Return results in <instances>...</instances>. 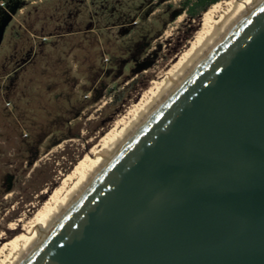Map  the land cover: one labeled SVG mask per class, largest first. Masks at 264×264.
Segmentation results:
<instances>
[{"label":"water","instance_id":"1","mask_svg":"<svg viewBox=\"0 0 264 264\" xmlns=\"http://www.w3.org/2000/svg\"><path fill=\"white\" fill-rule=\"evenodd\" d=\"M19 264H264V0L178 81Z\"/></svg>","mask_w":264,"mask_h":264},{"label":"rangeland","instance_id":"2","mask_svg":"<svg viewBox=\"0 0 264 264\" xmlns=\"http://www.w3.org/2000/svg\"><path fill=\"white\" fill-rule=\"evenodd\" d=\"M180 4L0 0V236H16L22 223L18 230L9 224L36 211L144 90L161 83L176 67L201 22L185 13L172 19ZM143 36L150 44L137 50L135 42ZM132 53L148 67L128 85L134 65L120 60ZM110 54L118 73L115 77L111 71L108 78L104 74ZM95 90L99 100L66 125L73 106L75 111L89 102ZM118 91L123 92L112 105V94ZM78 128V138L61 140ZM52 138L59 143L46 149ZM32 154L37 160L30 166ZM6 175L13 176L12 187L2 192Z\"/></svg>","mask_w":264,"mask_h":264},{"label":"bare ground","instance_id":"3","mask_svg":"<svg viewBox=\"0 0 264 264\" xmlns=\"http://www.w3.org/2000/svg\"><path fill=\"white\" fill-rule=\"evenodd\" d=\"M256 1L258 0H219L202 13L200 27L191 41V46L187 52L181 54L176 67L165 74L161 83H155L158 85L153 84L144 90L139 100L100 136L36 211L27 218L23 215L9 224L11 230H18L19 223H22V227L12 238L5 239L0 236L4 240L0 244V264H19L41 241L54 218L66 210L105 162L137 130L146 116Z\"/></svg>","mask_w":264,"mask_h":264},{"label":"trees","instance_id":"4","mask_svg":"<svg viewBox=\"0 0 264 264\" xmlns=\"http://www.w3.org/2000/svg\"><path fill=\"white\" fill-rule=\"evenodd\" d=\"M218 1L219 0H181L180 8L177 10V12H175V14H173L172 19H175L178 15H180L182 13H185L190 20H194L195 22H199L200 19H201L202 13L204 11H206L209 8V6H211L212 4H214V3L218 2ZM149 41H147L146 37L143 36L140 40L135 42V48L137 50H141L142 47L148 48V45L150 44ZM110 55H109V59H110L111 62H110V65L108 66V71L105 72V74H104V76H106L108 78H110L112 76V72L111 71H115V72H113V76L115 75V77H116V74L118 73V72H116V71H118V69H115L114 68V64H113L114 55L113 54L111 56ZM124 62H126L127 64H133L134 65V67L132 69V74H130L128 76V78H127V80L132 79V81L130 83H128V85L132 84L135 81L134 75H136L137 73L141 72L143 69H146L148 67L147 64H145V63L142 64V63H138L137 62V58H136V54L135 53L129 54L128 57L121 58L120 64H122ZM117 66L118 65H116V67ZM91 91H93V90L91 89ZM122 92L123 91H118V92H115L114 94H112V97H111V99L113 98L112 101H111L112 105L115 104L118 101V97L117 96H119ZM95 94H96V90L94 91V94H92V96H90V100H87L89 102L82 103V105L80 107H78L77 110L74 111L75 108L73 106V110L70 111L71 114L69 115V117H67V119L65 121L66 125L69 123L70 120L80 116V114L82 113V111H84L85 108H87L88 106H90L91 104H93V103H95V102H97L99 100V97H97ZM110 105L111 104H109L108 107ZM77 130L78 131L75 134H72L70 132H66L64 134V136L60 137L61 140L69 139V138H78L80 136L79 128ZM58 143L59 142H56L55 138L54 139L52 138L50 140V142L47 144L46 149H50L52 146H54V145H56ZM29 152H30V154L33 153L32 151H29ZM27 160H28V165L31 166L32 163L35 160H37V156L32 154V155H30L28 157ZM72 163H75V161L72 162ZM12 178H13L12 175H6L5 176L2 192H8L11 189V187H12ZM46 182H47V180L45 179L43 181V184L46 183Z\"/></svg>","mask_w":264,"mask_h":264}]
</instances>
